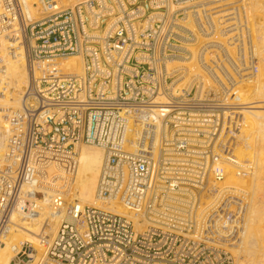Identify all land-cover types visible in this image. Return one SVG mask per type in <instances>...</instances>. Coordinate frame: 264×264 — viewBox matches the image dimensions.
I'll return each mask as SVG.
<instances>
[{"label":"built area","instance_id":"2783aa9c","mask_svg":"<svg viewBox=\"0 0 264 264\" xmlns=\"http://www.w3.org/2000/svg\"><path fill=\"white\" fill-rule=\"evenodd\" d=\"M252 28L243 0H0V94L9 62L27 75L5 115L0 247L25 217L44 248L18 241L8 264H232L234 214L209 202L240 142L232 84L256 75ZM76 144L102 149L96 198L125 214L71 197Z\"/></svg>","mask_w":264,"mask_h":264},{"label":"bare ground","instance_id":"6f19581e","mask_svg":"<svg viewBox=\"0 0 264 264\" xmlns=\"http://www.w3.org/2000/svg\"><path fill=\"white\" fill-rule=\"evenodd\" d=\"M57 1L60 4H73L77 0ZM243 3L246 4L251 19L254 17L260 19V22L258 21L260 24L257 25L258 31L255 30L258 34L254 38L259 42V60L255 76H240L232 84V94L237 101H240L243 113L241 134L239 132L237 135L242 144L235 149L232 147L233 151L228 147L226 158L217 163V167L223 168L225 180L221 183L222 194H216L209 203H212V206L218 202L220 205L223 204L222 207H227L230 203L231 207L234 206L231 214L226 213L227 216L234 214L232 218L226 217L231 219L230 225H232L228 233L232 238L231 242H228L227 249L237 259L236 264H264V0H243ZM253 23L256 22L253 20ZM62 64L70 70L80 71V59L77 56L64 59ZM26 80L24 61L19 59L9 62L7 67L9 91L4 95L0 94V157L5 149L8 130L5 115L9 110L20 107V96ZM75 151L76 167L70 181L71 197L80 203L86 202L125 214V209L114 205L112 201L106 204L96 198V185L103 161L102 149L95 145L76 144ZM55 168L51 166L49 173L55 172ZM29 190L25 189L26 195ZM40 194L43 203L47 204L52 196L51 191H40ZM248 194L251 195L250 198ZM235 197L239 200L238 205L232 204ZM41 220V218H18L21 228L13 232L4 246L0 247V264H8L13 255L11 247L18 241L28 240L33 244L38 255L43 253L44 248L36 236L41 229ZM48 224L50 227L44 230V233L52 236L56 232L59 220L49 219ZM237 230L239 232L235 238V234L231 232Z\"/></svg>","mask_w":264,"mask_h":264},{"label":"rangeland","instance_id":"374dc122","mask_svg":"<svg viewBox=\"0 0 264 264\" xmlns=\"http://www.w3.org/2000/svg\"><path fill=\"white\" fill-rule=\"evenodd\" d=\"M77 1H78V0H77ZM250 18H251V16H250ZM253 20H254V22H256V23H253V25L256 24V26H254L255 28L253 27V28H254V35H255V37H256V36H257L256 34H258V33H256V32L258 31V26H257V25L260 24V23H259V22H260V19L254 17L253 19H251V21L253 22ZM258 21H259V22H258ZM257 23H258V24H257ZM255 30H256V32H255ZM256 43H257V45H258L259 42L256 40ZM258 48H259V47H258ZM242 129H243V128H242ZM242 132H244V130H242ZM244 133H245V132H244ZM240 144H242L241 141L238 143V145H240ZM238 145H237V146H238ZM242 164H243V163H242ZM243 165H244V164H243ZM243 165H242V166H243ZM225 174H226V173H225ZM246 178H247V177L244 175V179H246ZM224 180H225V177H224ZM248 195H249V198H250L251 195H250V194H248ZM81 203H82V204L91 205V204H88V203H86V202H81ZM229 205H230V206H229ZM229 205H228L227 207L225 206L227 209H226L225 207H222V208H223V209L225 208L224 210H226V213L231 214V213L233 212L232 209L234 208V206H232V207H233V208H232V207H231V203H230ZM228 208H229V209H228ZM230 208H231V210H230ZM231 211H232V212H231ZM48 235H49V234H48ZM49 236H50V235H49ZM236 260H237V259L232 255V264H233V263L236 264V262H237Z\"/></svg>","mask_w":264,"mask_h":264}]
</instances>
